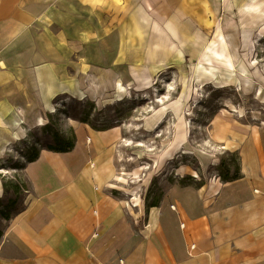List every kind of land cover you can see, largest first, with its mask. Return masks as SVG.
Listing matches in <instances>:
<instances>
[{
  "label": "crops",
  "instance_id": "crops-1",
  "mask_svg": "<svg viewBox=\"0 0 264 264\" xmlns=\"http://www.w3.org/2000/svg\"><path fill=\"white\" fill-rule=\"evenodd\" d=\"M206 1L0 0V156L57 97L147 86ZM83 128V147L22 164L24 208L2 228L0 264H264L262 163L204 201L144 208L115 194V131Z\"/></svg>",
  "mask_w": 264,
  "mask_h": 264
},
{
  "label": "rangeland",
  "instance_id": "rangeland-1",
  "mask_svg": "<svg viewBox=\"0 0 264 264\" xmlns=\"http://www.w3.org/2000/svg\"><path fill=\"white\" fill-rule=\"evenodd\" d=\"M205 5L195 21L183 23L192 28L193 39L178 44L147 86L124 84L97 99L62 95L38 120L43 125L50 113L55 130L73 133L78 147L84 146L83 127L91 126L76 116L86 117L96 130L113 129L109 159L115 194L130 205L145 208L166 195L167 200L204 201L225 182L221 160L229 175L235 165L241 175L257 161L264 165V0H207ZM41 125L21 120L23 137L0 156L6 184L1 228L7 221L3 213L24 208L23 150L44 148ZM11 181L21 187L16 197Z\"/></svg>",
  "mask_w": 264,
  "mask_h": 264
},
{
  "label": "trees",
  "instance_id": "trees-1",
  "mask_svg": "<svg viewBox=\"0 0 264 264\" xmlns=\"http://www.w3.org/2000/svg\"><path fill=\"white\" fill-rule=\"evenodd\" d=\"M51 117H52L51 114L47 113L48 122L41 125L42 132L45 134V137H44L45 141H43L42 147H44V149L56 151V152H66V151L72 150L75 145V141H76L74 134L70 133L69 135H67L65 133H61L55 130V123H53ZM76 118L80 120L81 122L89 124L93 129H96L95 127L91 125V123L88 121L86 117L76 116ZM23 151L26 154V162H30V161L35 160L38 157L40 150L37 148H28V149H24ZM224 161L225 160H221L218 163L220 166H224L225 168L224 175H222L223 179H225L224 181H232L242 176L241 173H239V168L237 167V165H235L234 171L229 175V170L227 169L228 165H226ZM12 166L18 167L16 164H13ZM5 186L3 184L4 188ZM10 187H11L10 189L12 190L14 194V197H16L19 190L21 189L20 184L18 182L13 183L11 181ZM14 200H15L14 198L11 199L10 204H13ZM1 201L2 200H0V204H1ZM8 208L10 209V207ZM2 215L6 220H8L11 217L9 213H3ZM1 235H2V228L0 227V237Z\"/></svg>",
  "mask_w": 264,
  "mask_h": 264
},
{
  "label": "bare ground",
  "instance_id": "bare-ground-1",
  "mask_svg": "<svg viewBox=\"0 0 264 264\" xmlns=\"http://www.w3.org/2000/svg\"><path fill=\"white\" fill-rule=\"evenodd\" d=\"M144 96H146V95H144Z\"/></svg>",
  "mask_w": 264,
  "mask_h": 264
}]
</instances>
